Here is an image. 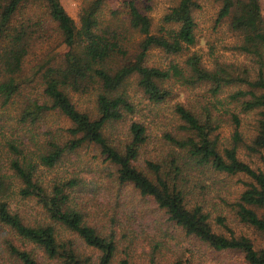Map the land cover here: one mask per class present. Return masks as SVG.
I'll return each mask as SVG.
<instances>
[{
    "label": "trees",
    "instance_id": "1",
    "mask_svg": "<svg viewBox=\"0 0 264 264\" xmlns=\"http://www.w3.org/2000/svg\"><path fill=\"white\" fill-rule=\"evenodd\" d=\"M214 2L215 25L245 61L191 51L202 0H176L158 23L138 0L119 2L110 20L107 0H85L78 19L61 0H0V105L24 99L7 116L24 134L7 141L12 159L0 168V264H203L211 252L264 264V245L238 230L264 238L263 3ZM55 37L60 50L48 46ZM152 50L186 58L154 64ZM175 83L200 94L170 104L156 139L135 92L152 111L175 98ZM76 95H93V104ZM52 114L68 126H47ZM248 116L251 133L242 130ZM226 124L233 130L222 138ZM86 147L97 150L88 161ZM67 163L79 169L48 178ZM103 194L115 198L113 212L100 207Z\"/></svg>",
    "mask_w": 264,
    "mask_h": 264
},
{
    "label": "rangeland",
    "instance_id": "2",
    "mask_svg": "<svg viewBox=\"0 0 264 264\" xmlns=\"http://www.w3.org/2000/svg\"><path fill=\"white\" fill-rule=\"evenodd\" d=\"M66 9L68 10L69 14L74 17L75 19H78L79 13L81 10L82 5L84 4L85 0H61ZM87 1V0H86ZM122 0H107L106 6H104V14L105 18L107 20H110L112 18L111 9H116L119 2ZM139 3L142 6H151L150 14L153 17V20L155 23H158L159 19L162 17V15L166 12V10L174 5L176 0H138ZM203 8L196 13L197 22H198V42L195 46L191 48V51H198L204 55V60L207 62H212L214 59V56H223L226 59L229 60H237V61H245V57L239 56L238 54L234 53L232 50H230V46L235 42L234 36L225 28V26H216L215 25V13H216V3L214 0H202ZM263 3V12H264V0H262ZM55 45L57 50L62 49V45L60 46V39H57L56 37L50 41L49 45ZM47 46V47H48ZM45 52V50L37 48L36 55L39 53L42 55ZM186 58V54L180 57H174L166 55L160 50H152L151 56H150V62L154 64H164L165 66L171 61L175 59H179V61H183ZM35 64V55H32L28 58L26 63V71L24 72V75L28 78H31L30 75L32 73V66ZM27 85H29V92L36 93L37 91V85L36 81L33 79L28 80ZM135 90H133L134 92ZM174 96L170 103L160 106L158 108H154L152 111H148L146 104L147 101L143 98H141V94L139 91H136V98L137 101L139 100L141 108H143L142 116L143 119L148 122L150 125V132L152 135L156 136L158 138L161 137L162 132L167 128L169 125L170 118L172 117V110L170 104L172 102H176L178 100H182L186 103L191 102L192 100H196L198 98V95L200 94L199 90H193L189 91L185 87L180 86L179 83H175L174 86ZM76 100L79 101L82 106L86 107L90 104H93L94 96L93 95H86V96H80L76 95ZM24 99L23 95L21 94L20 97L17 98V101L13 102L9 106V110L13 113V116H16V112L20 108V106L23 104ZM6 108V107H5ZM5 110L0 105V168L3 170H6L7 167L10 165V161L12 159V155L9 152V148L7 145L8 140H17L19 138L18 134H24V132L19 131V125L17 124V118H14L13 120H10L7 116H9L10 111ZM145 114V115H144ZM242 125V130L245 133H251V125L252 124V116H248L244 118ZM47 123L46 125L51 128H57L60 126H68L69 121L58 114H52L46 119ZM42 129V128H40ZM233 128L232 126L226 124L224 125L219 131H221V137L227 138L230 136ZM39 132H41L39 130ZM38 140H40L38 136ZM30 150H32L36 157L37 153L39 152V147H36L34 143L30 145ZM96 148L94 147H86L82 149L81 158L86 159L87 161L94 157V154H96ZM81 154V155H82ZM93 159V158H92ZM79 166L78 164L73 165L71 163H67L65 165L59 166L55 168L53 171L49 172V177H54L57 174L61 176H68L72 174L74 171L78 170ZM88 180H90L91 176L87 177ZM233 183L238 182V178L235 177L232 180ZM236 187V186H235ZM236 189V188H234ZM233 189V190H234ZM106 194V192L104 193ZM101 195L99 198V204L102 209H104V212L112 211L113 208V200L115 198L112 194L109 195ZM19 200V199H18ZM22 209L25 208L31 209L32 212H36V210L39 209V205L32 199H27L25 201H20ZM22 202H25L23 205ZM14 206V205H13ZM15 207V206H14ZM24 210V209H23ZM113 212V211H112ZM233 226H236V222L232 223ZM238 230L244 231L246 234H249L255 241L256 246L260 247L264 245V238L261 237L255 230L248 228L244 226L243 224H240L238 226ZM65 235H71L68 232L65 233ZM203 264H247L244 260V257L240 253H234V252H228V253H221V252H211L206 259V261L203 262Z\"/></svg>",
    "mask_w": 264,
    "mask_h": 264
}]
</instances>
